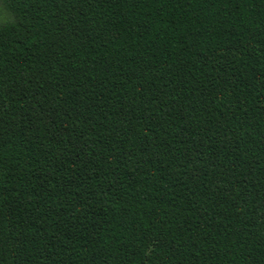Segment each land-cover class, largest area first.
Wrapping results in <instances>:
<instances>
[{"label":"trees","instance_id":"16d2710c","mask_svg":"<svg viewBox=\"0 0 264 264\" xmlns=\"http://www.w3.org/2000/svg\"><path fill=\"white\" fill-rule=\"evenodd\" d=\"M0 264H264V0H0Z\"/></svg>","mask_w":264,"mask_h":264}]
</instances>
